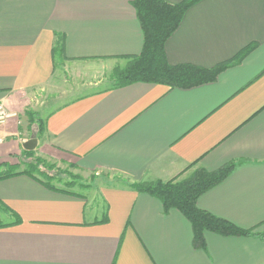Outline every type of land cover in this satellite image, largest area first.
Wrapping results in <instances>:
<instances>
[{"label": "crops", "instance_id": "obj_1", "mask_svg": "<svg viewBox=\"0 0 264 264\" xmlns=\"http://www.w3.org/2000/svg\"><path fill=\"white\" fill-rule=\"evenodd\" d=\"M132 2L0 0V105L12 113L0 123V163L22 170L35 137V154L56 166L120 180L94 200L22 173L0 179V264H264V0H199L166 39L170 65L211 68L249 47L211 82L58 90V56L83 72L140 53ZM53 94L61 100L38 131L26 111ZM230 163L196 205L252 234L205 231L204 247L178 210L129 186Z\"/></svg>", "mask_w": 264, "mask_h": 264}, {"label": "trees", "instance_id": "obj_2", "mask_svg": "<svg viewBox=\"0 0 264 264\" xmlns=\"http://www.w3.org/2000/svg\"><path fill=\"white\" fill-rule=\"evenodd\" d=\"M199 0H182L179 3H168L164 0H133L132 6L142 31L143 43L140 53L129 57L127 64L121 69H114L112 79L115 87L125 86L135 82L162 84L173 87L189 88L211 82L225 68L239 62L249 47L242 49L232 59L211 68H202L190 64L170 65L166 61L164 43L177 28L185 11ZM63 49L62 46L60 47ZM54 50H57L56 47ZM59 50V49H58ZM27 115L31 114L26 111ZM36 117V116H35ZM38 123V118H33ZM43 124V123H42ZM38 125V131L43 125ZM22 170L18 165L0 163V179L16 174H26L42 183L45 187L79 196L77 192L58 188L51 182L59 170L55 164L36 156L35 151H25L21 154ZM233 163L209 172L198 168L184 179L172 178L167 181L134 182L129 184L138 192L147 193L160 200L163 211L171 208L178 210L189 222L192 229L193 244L204 247V232L210 231L222 236H247L252 230L240 228L233 223L217 217L208 211L197 207V198L220 182L232 169ZM70 186V183H67Z\"/></svg>", "mask_w": 264, "mask_h": 264}, {"label": "rangeland", "instance_id": "obj_3", "mask_svg": "<svg viewBox=\"0 0 264 264\" xmlns=\"http://www.w3.org/2000/svg\"><path fill=\"white\" fill-rule=\"evenodd\" d=\"M56 49L59 52L58 45L56 46ZM91 64L96 66L95 67L91 66L89 70H85L83 72H79L76 69H69L68 72L66 71L68 69L66 67V64L62 63V61L59 60V56H58V58L54 62L55 65L54 67L58 72V77H55L58 90L61 91V89L65 87L68 90L67 92L68 94L72 89L75 94H78L80 91H82L81 94H83L86 92H92V91L100 90L102 88L113 86L114 81L112 79V74L114 69L123 68L127 64V62L125 64L121 62L120 64L117 65H113L112 62L111 63L96 62ZM55 97H57V95L55 94L49 95V97L44 101V105L40 110V113L34 112L33 110H29L31 114H33L32 112L36 114L34 115V117L32 116V119L37 117L38 123L41 125L43 123L44 116L49 111V109L53 108L56 101L58 102L59 100H61L60 96L59 98L58 97L55 98ZM32 122L34 121L32 120ZM36 156L38 155L36 154ZM56 167L61 171L62 170L65 171V173L62 172L59 173L55 171L57 174L54 176L55 178L51 182L54 186L58 188L69 189L71 191L81 194H87L89 195L90 199L93 198L94 200H98L97 191L100 186L114 185L117 182H120L118 178H115L114 176H110V175H100V176L90 175L87 176L86 178H82L79 175L72 173L67 168H62L60 166H56ZM192 173L186 175L185 177L179 175L178 177H176V180L187 178ZM67 183H70V186H68Z\"/></svg>", "mask_w": 264, "mask_h": 264}, {"label": "built area", "instance_id": "obj_4", "mask_svg": "<svg viewBox=\"0 0 264 264\" xmlns=\"http://www.w3.org/2000/svg\"><path fill=\"white\" fill-rule=\"evenodd\" d=\"M10 116H12V113L7 111L2 105H0V123L5 122ZM2 140L0 139V143Z\"/></svg>", "mask_w": 264, "mask_h": 264}, {"label": "water", "instance_id": "obj_5", "mask_svg": "<svg viewBox=\"0 0 264 264\" xmlns=\"http://www.w3.org/2000/svg\"><path fill=\"white\" fill-rule=\"evenodd\" d=\"M37 140L35 137L30 138L29 140H27L24 144L23 147L26 150H33L36 146Z\"/></svg>", "mask_w": 264, "mask_h": 264}]
</instances>
